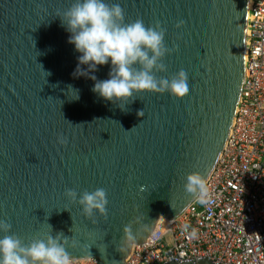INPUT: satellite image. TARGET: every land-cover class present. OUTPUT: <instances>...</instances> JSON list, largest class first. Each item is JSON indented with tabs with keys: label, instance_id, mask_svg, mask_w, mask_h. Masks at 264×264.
Instances as JSON below:
<instances>
[{
	"label": "water",
	"instance_id": "water-1",
	"mask_svg": "<svg viewBox=\"0 0 264 264\" xmlns=\"http://www.w3.org/2000/svg\"><path fill=\"white\" fill-rule=\"evenodd\" d=\"M74 2L0 0V221L11 225L0 239L27 246L62 233L71 259L125 264L133 244L195 198L187 175L206 181L216 167L243 80L248 0H105L120 5L124 23L164 30L165 70L150 73L157 81L190 73L182 94L134 92L122 102L74 76L80 53L58 17ZM109 70L89 75L105 80ZM97 189L106 214L85 217L79 195ZM194 263L215 264L205 256L164 264Z\"/></svg>",
	"mask_w": 264,
	"mask_h": 264
},
{
	"label": "built area",
	"instance_id": "built-area-1",
	"mask_svg": "<svg viewBox=\"0 0 264 264\" xmlns=\"http://www.w3.org/2000/svg\"><path fill=\"white\" fill-rule=\"evenodd\" d=\"M236 106L226 143L205 181L208 202L195 196L178 216L163 219L132 245L125 264L198 256L215 264H264V0H248ZM71 264L96 260L71 259Z\"/></svg>",
	"mask_w": 264,
	"mask_h": 264
},
{
	"label": "clouds",
	"instance_id": "clouds-1",
	"mask_svg": "<svg viewBox=\"0 0 264 264\" xmlns=\"http://www.w3.org/2000/svg\"><path fill=\"white\" fill-rule=\"evenodd\" d=\"M58 17L70 33L68 42L80 53L74 76H87L93 80V93L104 100L122 102L132 97L134 92L142 91L174 95L187 91L190 73L184 70L177 72L171 80L157 81L150 74L153 67L165 70L163 64L157 65L158 59L168 51L164 46L162 28L146 26L139 19L124 23L120 5H109L105 0H75ZM136 64L141 66L140 70L134 68ZM81 65H87L88 70H82ZM105 65L110 67L107 79L98 80L95 75H89L97 71L98 66ZM67 87L69 98L78 100V90L71 85ZM142 113L140 111L138 115ZM184 188L187 193L198 197L201 204L208 202L209 190L201 174L189 173ZM66 196L77 200L75 191H67ZM78 203L85 217L94 213L106 214L107 199L103 189L91 193L85 191L79 195ZM10 229V224L0 221V232H9ZM123 231L125 237L133 236L131 227H125ZM62 236V233L55 238L49 235L46 240H36L24 246L15 236L5 235L0 239V264H71V257L65 250L68 240L64 238L61 243Z\"/></svg>",
	"mask_w": 264,
	"mask_h": 264
}]
</instances>
